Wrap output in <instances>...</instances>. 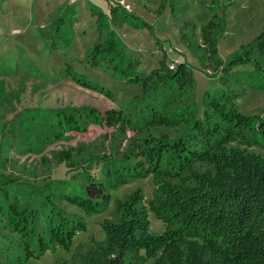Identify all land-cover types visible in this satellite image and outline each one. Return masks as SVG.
Instances as JSON below:
<instances>
[{"label":"trees","instance_id":"16d2710c","mask_svg":"<svg viewBox=\"0 0 264 264\" xmlns=\"http://www.w3.org/2000/svg\"><path fill=\"white\" fill-rule=\"evenodd\" d=\"M178 3L172 1L171 10ZM118 11L128 13L124 7H111L112 14L119 16ZM106 18L97 19L100 38L90 49L89 62L93 66L104 60L125 82L139 85V91L129 99L128 111L95 106L40 108L34 115H11L0 128V138L20 132L21 127L29 135L27 127L35 122L41 132L40 123L50 122L56 139L68 132H85L90 123L118 127L124 134L133 129L137 139L129 140L119 158L99 159L105 167V181L90 173V163L75 165L72 147L55 151V162H64L76 172L69 180L44 183L37 192L40 207L27 204L34 197L25 188L30 184L16 189L21 183L0 172V196L9 212L6 216L12 230L20 234L22 254L15 257V263L23 264L57 246L69 251L76 231L86 229L81 214L68 213L57 201L74 205L85 214L99 212L107 207L112 190L132 179L151 176L154 188L150 198L140 187L116 197L110 216L100 222L104 237L96 240L89 236V242L76 246L62 264H264V114L241 112L232 100L237 96L233 91L207 90L201 111L194 103L193 110L184 115H168L167 102L156 103L155 98L162 87L192 94L194 79L186 62L179 60L170 67L162 49L157 67L137 71L139 60L125 52ZM62 22V17L56 20L51 38L61 32ZM190 25L182 20L181 38L187 37L184 29ZM222 29L215 12L202 25L201 43H196L214 68L228 72L237 64L251 63L264 76V25L224 61L216 53ZM65 73L82 86L111 96L108 88L76 75L68 63ZM0 94H4L2 85ZM18 116L21 120L17 122ZM149 212L162 222L161 231L151 230Z\"/></svg>","mask_w":264,"mask_h":264},{"label":"rangeland","instance_id":"374dc122","mask_svg":"<svg viewBox=\"0 0 264 264\" xmlns=\"http://www.w3.org/2000/svg\"><path fill=\"white\" fill-rule=\"evenodd\" d=\"M172 1L176 0H124L128 13L123 15L118 11L120 15L116 16L111 7L118 5L111 0H0V85L4 89V94H0V128L11 115H34L40 108L95 106L101 110L112 107L128 111L129 99L139 91V85L125 82L104 60L93 66L89 62L90 49L100 38L98 17H107L109 28L119 36L125 52L139 60L137 71L148 72L157 67L162 49L167 63L186 62L194 79L192 94L190 90L183 93L162 87L155 98L156 103L167 102L168 115H184L193 110L194 103L201 111L207 90L211 93L233 91L237 96L232 100L241 112L264 114V76L257 73L251 63L237 64L228 72L214 68L204 50L196 46L201 43L202 25L217 12L223 29L218 34L216 53L221 60H226L262 29L264 0H215L213 3L211 0H179L171 10ZM59 17L63 18L61 32L51 38L49 35ZM184 19L191 25L184 29L187 37L181 38ZM65 63L71 65L76 75L108 88L111 96L77 83L72 74L65 73ZM19 120L18 116L15 121ZM40 125L41 132L35 122L31 128L27 127L29 135L21 127L20 132L10 133L3 140L0 138V172L22 184L16 189L30 184L25 188L34 197L27 204L33 207L42 205L37 192L44 183L69 180L76 172V168L68 169L64 162L56 163L55 151L72 147L75 165L90 163V173L105 181V167L99 159L119 158L128 148L129 140L137 139L133 129H126L124 134L118 127L95 123H90L85 132H68L56 139L52 136L50 122ZM136 187L150 198L154 188L151 176L132 179L112 190L107 207L91 214L65 201H57L68 213L81 214L86 229L76 231L69 251L57 246L23 264H62L76 246L89 242V236L101 240L104 232L100 222L110 216L114 199ZM0 207H3L0 212V264H16L15 257L22 254L18 245L20 234L9 225L6 216L9 212L2 196ZM149 213L151 230L161 231L162 222Z\"/></svg>","mask_w":264,"mask_h":264},{"label":"built area","instance_id":"2783aa9c","mask_svg":"<svg viewBox=\"0 0 264 264\" xmlns=\"http://www.w3.org/2000/svg\"><path fill=\"white\" fill-rule=\"evenodd\" d=\"M72 1H78V0H72ZM114 4L118 5V6H122L124 7L125 9L128 10V4H126L124 2V0H111ZM174 65L173 62L170 63V67H172Z\"/></svg>","mask_w":264,"mask_h":264},{"label":"bare ground","instance_id":"6f19581e","mask_svg":"<svg viewBox=\"0 0 264 264\" xmlns=\"http://www.w3.org/2000/svg\"><path fill=\"white\" fill-rule=\"evenodd\" d=\"M150 215V213L148 214V216Z\"/></svg>","mask_w":264,"mask_h":264}]
</instances>
